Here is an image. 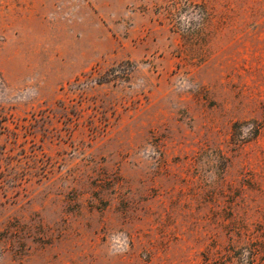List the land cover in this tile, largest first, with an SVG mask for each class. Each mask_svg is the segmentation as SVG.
<instances>
[{
    "label": "rangeland",
    "instance_id": "374dc122",
    "mask_svg": "<svg viewBox=\"0 0 264 264\" xmlns=\"http://www.w3.org/2000/svg\"><path fill=\"white\" fill-rule=\"evenodd\" d=\"M0 264H264V0H0Z\"/></svg>",
    "mask_w": 264,
    "mask_h": 264
}]
</instances>
